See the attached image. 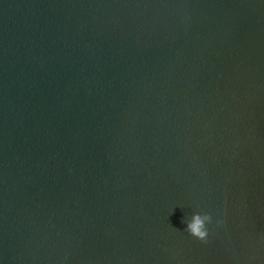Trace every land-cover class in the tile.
Returning a JSON list of instances; mask_svg holds the SVG:
<instances>
[{
  "label": "water",
  "instance_id": "95a60500",
  "mask_svg": "<svg viewBox=\"0 0 264 264\" xmlns=\"http://www.w3.org/2000/svg\"><path fill=\"white\" fill-rule=\"evenodd\" d=\"M0 264H264V0H0Z\"/></svg>",
  "mask_w": 264,
  "mask_h": 264
},
{
  "label": "clouds",
  "instance_id": "9594fccd",
  "mask_svg": "<svg viewBox=\"0 0 264 264\" xmlns=\"http://www.w3.org/2000/svg\"><path fill=\"white\" fill-rule=\"evenodd\" d=\"M186 231L192 237L201 242L207 243L210 235L209 226L214 223L213 216L207 212H193L191 219L185 221ZM217 226L222 225L223 221H215Z\"/></svg>",
  "mask_w": 264,
  "mask_h": 264
}]
</instances>
